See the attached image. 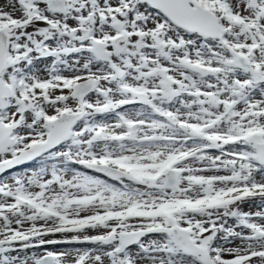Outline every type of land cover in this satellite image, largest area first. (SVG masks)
Wrapping results in <instances>:
<instances>
[{
	"label": "snow or ice",
	"instance_id": "1",
	"mask_svg": "<svg viewBox=\"0 0 264 264\" xmlns=\"http://www.w3.org/2000/svg\"><path fill=\"white\" fill-rule=\"evenodd\" d=\"M0 264H264V0H0Z\"/></svg>",
	"mask_w": 264,
	"mask_h": 264
},
{
	"label": "rangeland",
	"instance_id": "2",
	"mask_svg": "<svg viewBox=\"0 0 264 264\" xmlns=\"http://www.w3.org/2000/svg\"><path fill=\"white\" fill-rule=\"evenodd\" d=\"M245 210H248V209H245ZM61 246H55V250H59Z\"/></svg>",
	"mask_w": 264,
	"mask_h": 264
}]
</instances>
